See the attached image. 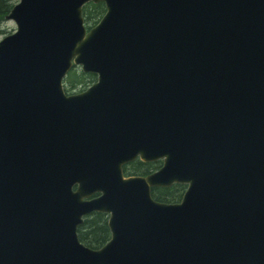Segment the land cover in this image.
Here are the masks:
<instances>
[{"label":"water","instance_id":"95a60500","mask_svg":"<svg viewBox=\"0 0 264 264\" xmlns=\"http://www.w3.org/2000/svg\"><path fill=\"white\" fill-rule=\"evenodd\" d=\"M6 19L0 264H264V0H18ZM74 65L97 77L67 94ZM136 158L162 165L126 175Z\"/></svg>","mask_w":264,"mask_h":264},{"label":"trees","instance_id":"16d2710c","mask_svg":"<svg viewBox=\"0 0 264 264\" xmlns=\"http://www.w3.org/2000/svg\"><path fill=\"white\" fill-rule=\"evenodd\" d=\"M18 0H0V35L7 34L10 31L4 29L6 15ZM106 12V5L103 1L88 2L83 7V15L87 29L93 27ZM3 26V27H2ZM96 80V74L84 72L81 67L75 65L68 73L64 80V86L67 91L75 88H85ZM162 164V160L145 162L140 159L126 164L124 172L126 174H148ZM186 184L174 183L170 187H154L152 194L154 198L167 201L177 202L182 198L186 190ZM79 238L86 245L98 248L106 243L111 236L108 225V215L104 212H93L85 216L83 223L78 227Z\"/></svg>","mask_w":264,"mask_h":264},{"label":"rangeland","instance_id":"374dc122","mask_svg":"<svg viewBox=\"0 0 264 264\" xmlns=\"http://www.w3.org/2000/svg\"><path fill=\"white\" fill-rule=\"evenodd\" d=\"M18 2V1H17ZM4 26V27H3ZM2 27L4 29H6L7 31L13 32L16 28V24L14 21L12 20H6V22H4V25ZM9 32V33H10ZM8 34V33H7ZM6 35V34H5ZM4 36V33L0 35V39ZM89 86V85H88ZM87 86V87H88Z\"/></svg>","mask_w":264,"mask_h":264},{"label":"flooded vegetation","instance_id":"af4514ba","mask_svg":"<svg viewBox=\"0 0 264 264\" xmlns=\"http://www.w3.org/2000/svg\"><path fill=\"white\" fill-rule=\"evenodd\" d=\"M86 88H87V87H85V88H75V89H73L72 91H67V90L65 89V91H66L67 94H73V93H80V92L84 91Z\"/></svg>","mask_w":264,"mask_h":264}]
</instances>
